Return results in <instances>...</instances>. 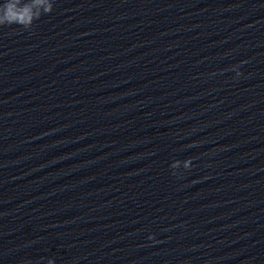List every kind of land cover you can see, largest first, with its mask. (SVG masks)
I'll use <instances>...</instances> for the list:
<instances>
[{"label":"clouds","instance_id":"9594fccd","mask_svg":"<svg viewBox=\"0 0 264 264\" xmlns=\"http://www.w3.org/2000/svg\"><path fill=\"white\" fill-rule=\"evenodd\" d=\"M53 6L54 0H3V3H0V26L17 25L23 30H30L42 15L53 11ZM240 75L242 73L237 70L236 76ZM178 166L179 162H176L171 168L175 169ZM191 167L192 160H185L184 168L189 170ZM48 264L53 262L49 261Z\"/></svg>","mask_w":264,"mask_h":264}]
</instances>
